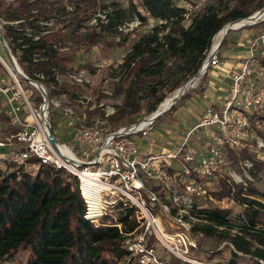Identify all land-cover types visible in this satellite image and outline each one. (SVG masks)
Returning a JSON list of instances; mask_svg holds the SVG:
<instances>
[{"label":"trees","instance_id":"trees-1","mask_svg":"<svg viewBox=\"0 0 264 264\" xmlns=\"http://www.w3.org/2000/svg\"><path fill=\"white\" fill-rule=\"evenodd\" d=\"M97 2L0 0V22L4 37L23 71L46 87L49 98L66 100L74 96L75 90L70 89L69 83H59L57 76H65L74 69L77 53L95 45H124L128 34L122 42L115 41L119 24L135 15L143 23L152 18L153 23L131 45L117 74H113L115 77L118 73L130 76L124 102L109 118L114 129L126 125H117L119 120L141 112L143 91L147 92V101L153 98L147 104L148 114L157 110L167 96L164 93L158 95V85L166 76L181 71L187 82L201 68L221 29L264 7V0H213L188 15L180 0H130L128 8L113 3L114 10L109 14L107 25L86 27L85 22L93 12L89 16L85 14L88 15ZM187 18L190 19L188 26L184 24ZM263 22L240 29L257 27ZM227 40L226 37L222 46ZM81 68L91 66L82 65ZM183 84L182 81L173 84L171 91ZM185 96L187 94L179 100ZM171 109H175V105ZM140 116L130 124L139 122ZM251 120L257 134L264 138V129L260 130L264 111L253 115ZM51 124L56 136L53 115ZM8 128L10 135L16 130L11 125ZM57 138H60L59 134ZM230 157L236 165L239 158L253 159L254 154L249 150L232 151ZM263 168L264 163L256 162L252 173L257 175ZM232 191L222 180L221 190L215 195L217 198L234 197L243 205L242 213L248 225L233 233L234 225L228 216L234 208L216 206L205 210L208 223H197L192 231L196 236L215 239L218 246L225 241L233 245L234 249L225 245L230 257L224 264H264V202L255 198L257 195L264 198V192L253 181L246 189L237 185L233 194ZM84 213L79 179L67 170L41 166L33 172L13 165L7 170L0 169V262L15 257L20 250L28 251V264H123L127 261L128 252L119 228L96 227ZM119 221L126 231L138 225L131 207L120 212ZM218 226L226 228L218 230ZM221 252L208 253V259Z\"/></svg>","mask_w":264,"mask_h":264},{"label":"built area","instance_id":"built-area-1","mask_svg":"<svg viewBox=\"0 0 264 264\" xmlns=\"http://www.w3.org/2000/svg\"><path fill=\"white\" fill-rule=\"evenodd\" d=\"M180 1L187 14L192 15L213 0ZM113 10V3L100 5L86 24L107 25ZM263 20L264 17L259 21ZM141 25L142 20L135 15L118 25L117 38ZM221 47L214 50L211 46L202 64L204 74L223 65ZM248 49V56L228 72L230 84L223 102L207 106L185 138L166 152L140 148L137 135L141 139L149 136L156 121L152 114L137 123L110 129L109 118L116 108L104 102L99 104L102 120L86 114L78 116L73 105L58 97L48 96L46 103L41 92L42 103L35 107L20 76L0 53V104H4L10 125L16 128L6 139H0V169L13 165L35 172L41 166H49L77 176L85 203L84 217L96 227L119 228L128 252L123 264H177L163 255L160 258L158 244L180 260L179 264H218L193 253L199 247L192 228L197 223H208L199 200L216 201L223 209L234 208V197L215 195L221 190V181L231 186L232 194L237 185L246 189L254 180L251 171L256 161H264V138L257 134L251 120L264 111V83L260 82L264 78V29L254 36ZM3 71L9 78L2 75ZM88 74L87 69L71 71L58 75L57 80L62 83L66 78L73 84L85 85L90 82ZM44 89L48 95L45 86ZM50 105L67 114L68 125L75 124L65 138L55 136L57 150L50 142L46 124L51 123ZM42 107L45 118L40 112ZM196 130H201L197 135L200 145L191 139ZM14 144L23 147L11 149ZM63 147L69 149L70 156L63 152ZM241 150H249L255 157L239 158L233 165L231 152ZM126 207L134 209L138 222L131 231H126L119 221V214ZM233 211L228 220L234 225L233 233H238L248 225V220L243 213ZM217 228L224 230L226 226ZM226 244L234 249L228 241L223 242Z\"/></svg>","mask_w":264,"mask_h":264},{"label":"rangeland","instance_id":"rangeland-1","mask_svg":"<svg viewBox=\"0 0 264 264\" xmlns=\"http://www.w3.org/2000/svg\"><path fill=\"white\" fill-rule=\"evenodd\" d=\"M129 1L130 0H98L97 4L89 9L90 13L88 12L89 14L88 15L85 14V16H89L92 12L94 13L97 10V8L100 7V5L107 3H114V4L117 3L121 8H128ZM135 1L139 2L140 0H135ZM140 8L142 9V7ZM91 15L88 17V19L91 17ZM88 19L86 20V22H88ZM152 23H153V19L148 18V21L144 22L143 25H141V27L136 28L134 31L128 34V38L124 45L114 46V47L95 45L89 50H83L76 54V64L72 71H80L82 69H87V71L89 72L88 78L90 82L85 85H76L71 83L69 80L65 78L64 82L69 83V86L71 87L70 89L75 90V92H74V96L71 97V99L64 97L66 100L63 101L65 103L73 105L74 108L76 109L78 116L83 117L86 114V116L89 118L102 120L104 116H103V111L99 105L101 102H104L105 104L110 106H114L117 110L120 106H122L125 97V90L130 84V76L129 75L121 76V73H118V76L115 77V75L113 76V74H117L116 71L117 69L119 70L120 65L124 62L126 54L128 50L131 48V45L144 32H146V30H148L149 26ZM189 23H190V19L187 18L184 21V24L188 26ZM254 25L255 24L248 26H254ZM0 26H1V22H0ZM85 26L88 27L87 24ZM240 30H241L240 28L234 29L230 31L226 37L229 39L230 36L239 35L241 32ZM125 37L126 35H123L121 36V38L119 39L117 38L115 41L122 42ZM0 53L5 57L6 60H8L1 43H0ZM82 65H90L91 68H81ZM0 71H2L1 67H0ZM2 75L6 78H9V74L6 71H3ZM205 75L206 73L201 76V78L198 80L195 86L191 87L185 93L187 94V96H185L181 100L178 99V101L174 104L175 109H170L167 113L156 119L155 124L151 128L148 137H144L141 139V136L137 135L138 140H140L139 143L140 148L153 149V151L156 152L158 150L162 151L165 148H168L171 145V143H173L174 141L184 137L188 129L195 123L194 116L196 115L195 114L193 115V113H191L192 112L191 109L199 106L200 103L203 101V97L198 96L197 93L192 90L200 84V82L202 81ZM20 79L27 94L30 95L34 106L38 108L42 103L41 98L39 96L40 91L38 90L37 87H35L27 80L21 77ZM186 79L187 78H185V74L181 71L173 73L171 76H166L164 78V81L158 85V89H159L158 95H161L163 93L167 94V96L170 95L175 91V90L171 91V87L173 86V84L178 83L180 81H182V83H186ZM260 82L264 83V78H262ZM146 94L147 92L145 91L141 93V95L144 97V99L141 101V106H142L141 112L136 113L133 116H128L123 121L119 120V123H117V125L130 124L131 122L134 121V119L138 118L140 115L142 119L152 113L151 112L148 114L147 104L149 103V100L150 102L153 101V98L150 97L149 100L147 101V97H145ZM83 97H86L87 100L89 101H87L86 99H82ZM3 105L4 104H0V116H1L0 139H6L10 135L7 134L9 133L8 127L10 125V122L6 116L4 110L5 107ZM50 111H51L50 116L53 115L54 118L56 136L58 137V134L63 136V138L68 136V134L72 131L75 124L68 125L67 123L68 116L67 114H65V112L62 109H57V107L54 106V107H50ZM261 124L262 126L260 127V130L264 129V121ZM108 127L110 129L115 128L110 120L108 122ZM22 147L23 146L21 144H14L11 147V149L22 148ZM8 150L10 149L8 148ZM256 162L264 163V161L262 160H258ZM253 171L254 169L251 171V175L254 179L253 182L259 187V189L262 192H264V168L257 175H254L252 173ZM255 198L264 202V198H262L261 196L257 195L255 196ZM199 203L201 206L204 207L203 211L207 210L209 207L218 206V202L210 201L204 198L200 199ZM242 209L243 207L240 203L234 202L233 212H235L236 214H241ZM196 238L198 241L199 249L193 251L195 256L200 258L204 257V259L208 261H213L218 264L221 263L224 264L226 260L230 257L229 249H227V247H225V245L223 244L218 246L215 239L204 238L201 236H196ZM156 248L158 250L160 258H162L163 255L166 257L168 261L172 263H177V264L181 263L180 260H178L175 256L169 254L167 249H165L160 244H158ZM218 250H221L222 252L219 255H215L211 259H208L209 256L208 253L210 254V252L218 251ZM28 256H29L28 251L20 250L16 253L15 257L0 262V264H28L27 263Z\"/></svg>","mask_w":264,"mask_h":264},{"label":"crops","instance_id":"crops-1","mask_svg":"<svg viewBox=\"0 0 264 264\" xmlns=\"http://www.w3.org/2000/svg\"><path fill=\"white\" fill-rule=\"evenodd\" d=\"M263 29L264 22L257 27L241 29L239 35L230 36V38L220 50L221 57L224 59L223 65L220 67L210 68L207 75L203 77L200 84L192 90L195 91L198 96L203 97V101L200 103V105L194 107L195 109H191V113L196 115L194 116V125L188 129L184 137L179 138L178 140L171 143L168 148H165L162 151L158 150L157 152H166L170 150L175 144L181 142L185 138L186 134L199 122L207 106L211 104H220L223 102L230 84L228 72L236 68L248 56V48L251 40ZM200 131L201 130H196L191 135L192 141L198 145L201 144V142L197 139V135ZM151 150L153 151V149Z\"/></svg>","mask_w":264,"mask_h":264},{"label":"water","instance_id":"water-1","mask_svg":"<svg viewBox=\"0 0 264 264\" xmlns=\"http://www.w3.org/2000/svg\"><path fill=\"white\" fill-rule=\"evenodd\" d=\"M262 17H264V7L262 9H260L259 11L255 12L254 14L248 16V17H245V18H240V19H236V20H233L231 22H229L225 27V35L223 36V38L221 39L220 43L218 44L217 48H220L222 46V43L224 42L227 34L231 31V30H234V29H239V28H242L244 26H247V25H253V24H256L259 22L260 19H262ZM246 21V22H245ZM237 22H243L240 26L236 27V26H233V24L237 23ZM216 36V35H215ZM215 38V37H214ZM214 41V39H213ZM0 43L5 51V54L8 58V62L11 66V68L23 79L27 80L28 82L32 83V84H35V86L40 90V92L43 94V97H44V102L47 103L48 101V95L44 89V86L42 83L38 82V81H35L33 79H31L24 71L23 69L20 67L16 57L13 55L12 53V50L11 48L9 47L5 37H4V34H3V31H2V28L0 26ZM213 46V44H212ZM203 67L201 66V68L198 70V72L192 77L190 78L186 83H184L180 88H178L181 91H183L182 93L179 92V94L177 95V99L175 100V103L178 101V99H180L190 88H186V85L188 84V82L190 80H193V79H196L198 77H200V74H201V71H202ZM204 74V73H203ZM202 74V75H203ZM174 103V104H175ZM171 105L169 108L163 110V111H160L156 116H155V120L158 119L160 116L164 115L165 113H167L173 106ZM160 107V105H159ZM158 107V108H159ZM157 108V110H158ZM154 111L153 113L157 112ZM41 114L42 116L45 118V109L42 107L41 108ZM153 113H151L153 115ZM47 124V127H48V130H49V133H50V142L51 144L53 145V147L57 150L58 149V146H57V140H56V137L53 133V130H52V125L50 122H46Z\"/></svg>","mask_w":264,"mask_h":264},{"label":"bare ground","instance_id":"bare-ground-1","mask_svg":"<svg viewBox=\"0 0 264 264\" xmlns=\"http://www.w3.org/2000/svg\"><path fill=\"white\" fill-rule=\"evenodd\" d=\"M246 22V21H245ZM243 22H237L235 24H233V26H240ZM225 35V29H221L215 36L214 41H213V49H217L218 44L220 43L221 39L223 38V36ZM205 72V67L202 69L200 77L190 80L188 82V84L186 85V88H191L193 86L196 85V83L198 82V80L201 78L202 74ZM35 86V84H33ZM36 87V86H35ZM180 90L176 89L173 93H171L170 95H168L166 97V99H164V101L161 102L160 107L158 108L157 112L153 113L154 117L160 112L163 111L167 108H169L171 105H173L175 103V100L177 99V95L179 94ZM183 91H181L180 93H182ZM63 152L66 155L70 156L69 153V149L63 147Z\"/></svg>","mask_w":264,"mask_h":264}]
</instances>
